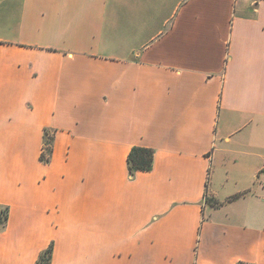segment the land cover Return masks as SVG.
<instances>
[{
  "label": "crops",
  "instance_id": "obj_1",
  "mask_svg": "<svg viewBox=\"0 0 264 264\" xmlns=\"http://www.w3.org/2000/svg\"><path fill=\"white\" fill-rule=\"evenodd\" d=\"M0 205V264H264V0H0Z\"/></svg>",
  "mask_w": 264,
  "mask_h": 264
},
{
  "label": "trees",
  "instance_id": "obj_2",
  "mask_svg": "<svg viewBox=\"0 0 264 264\" xmlns=\"http://www.w3.org/2000/svg\"><path fill=\"white\" fill-rule=\"evenodd\" d=\"M46 135L47 132H46ZM47 136L44 141L46 146L47 154L51 155L53 150V137L48 138ZM50 157L46 158L45 154L41 153L40 161L44 164L49 163ZM153 164V150L146 147H133L127 156V166L130 175H134L137 172L150 171ZM9 215V208L7 206L0 205V231L5 228ZM53 247L50 245L45 251H43L38 260L37 264H50Z\"/></svg>",
  "mask_w": 264,
  "mask_h": 264
},
{
  "label": "rangeland",
  "instance_id": "obj_3",
  "mask_svg": "<svg viewBox=\"0 0 264 264\" xmlns=\"http://www.w3.org/2000/svg\"><path fill=\"white\" fill-rule=\"evenodd\" d=\"M46 132H47L48 135H46ZM54 132H55V131H53V130L45 129V130H44V133H43L44 138H43V147H42V151H41V153L45 154L46 158H47V156H48V158L50 157V160H51V155H52V153H51V155H48V154H47V150H48V149H46V146L44 145V141H45V138H46L47 136H49L48 138H50V137L52 136V137H53V141H54ZM53 141H52V145H53ZM40 155H41V154H40ZM39 158H40V157H39ZM50 160H49V162H50ZM47 164H48V163H47ZM210 174H211V168H210Z\"/></svg>",
  "mask_w": 264,
  "mask_h": 264
}]
</instances>
